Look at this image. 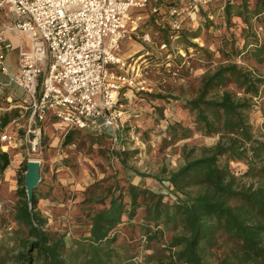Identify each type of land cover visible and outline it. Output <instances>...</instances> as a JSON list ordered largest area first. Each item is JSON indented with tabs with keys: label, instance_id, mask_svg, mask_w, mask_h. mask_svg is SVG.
Masks as SVG:
<instances>
[{
	"label": "trees",
	"instance_id": "trees-1",
	"mask_svg": "<svg viewBox=\"0 0 264 264\" xmlns=\"http://www.w3.org/2000/svg\"><path fill=\"white\" fill-rule=\"evenodd\" d=\"M215 1L202 9L207 27L213 23L208 10L217 5ZM224 4L226 30L235 27L234 17L249 23L256 16L264 23V0L253 4L226 0ZM251 25L243 47L234 32H225L215 51L205 49L220 62L202 75L192 97L184 100L194 125L182 119L168 123L171 143L196 132L219 136L216 143L203 145L200 155L195 154L196 145H182V159L167 177L175 196L165 199L164 193L132 179L123 182L115 173L102 185L99 181L92 185L99 193L85 197L88 210L77 218L73 234L53 231L48 227L52 215L39 208L43 194L39 185L29 198L26 159L17 171L16 201L0 209V234L8 243L13 241L11 247L0 245V264H138L137 245L132 244L136 236L125 239L127 228L138 230L139 238L152 249L146 255L150 264H264V134L251 121L255 98L264 96V75L236 59L246 49L264 63V41L259 42ZM191 27L187 24L182 30L183 39L195 37ZM82 131L89 130L70 129L63 143L69 144ZM89 138L103 145L107 137L99 133ZM114 149L128 167L131 151L112 146L107 152ZM10 162V154L0 150V173ZM222 242L226 250L211 263L206 255Z\"/></svg>",
	"mask_w": 264,
	"mask_h": 264
},
{
	"label": "rangeland",
	"instance_id": "rangeland-1",
	"mask_svg": "<svg viewBox=\"0 0 264 264\" xmlns=\"http://www.w3.org/2000/svg\"><path fill=\"white\" fill-rule=\"evenodd\" d=\"M215 2L217 5L208 10L211 11L209 14L213 16L210 18L213 23L207 27L205 19L202 18L199 24L190 28L194 31L195 37L188 36L185 40L181 33L180 37L174 40L169 36V32L161 28L157 22L159 20L161 24L167 25V19L161 17V20L160 16L157 18L153 16L149 18L148 16L142 25L143 32H140L139 35H133L132 38L127 34L121 40L118 54L124 59L131 56L133 61L134 59L137 60L135 71H130L129 75L136 82L141 81L145 88H150V90L135 89L137 95L149 96L147 93H156V95L163 96L165 95L164 90L179 91L181 90L179 81L184 76L202 75L208 68L216 67L220 62L219 58L216 56L209 57L205 49L209 48L215 51L225 32H234V38L243 47L244 36L247 34L246 29L252 24L251 32L256 34L259 42L264 41V23L258 20L256 16L250 19L249 23H243L238 17H234L235 27L232 31L226 30L225 0H216ZM251 3L253 4L254 0H251ZM259 26H263V29L260 30ZM142 33H148L151 40L145 41L142 38ZM166 38H169L168 47L161 49L160 45ZM252 46L250 49L254 48ZM250 51L245 49V52L236 58L237 62L254 70L257 74L264 75V63H258L251 56ZM140 85L137 84L135 87H140ZM124 101L122 99L121 103L123 104ZM170 101V110L165 111L164 114L165 106H160L163 114L161 111L158 112L154 121L151 119L149 110L151 108L150 102L146 103L147 109H140L142 110L141 113L139 112V116L135 118L138 120L137 123L143 122L144 125H147L146 129L137 127L136 124L134 128L128 127L126 124L120 128L123 137L118 142L124 144L131 151L128 156V167L123 166L122 160H120L121 156L117 154L116 149L107 152L112 149V146L116 148L114 137L119 135L117 130L106 132L88 129L89 131H82L81 134L76 135L69 144H64L66 134L56 129L50 122L44 123L45 128L39 149L33 151L30 146H26L29 147L30 152L25 158L27 161L29 159L41 161V177L44 180L39 183L43 191L39 199V208L53 217L48 224L49 229L72 233L77 221H79L77 218L84 217L88 210L89 204L85 203V197L94 191L96 194L99 193V190H96L92 185L98 181L102 185L103 179H107L115 173L123 177V182L132 179L135 183L147 185L164 193L165 199L175 196L173 187L167 185V177L172 169L178 167L182 159V145L185 143L189 144L190 147L196 145L198 149L195 154L200 155V148L203 145L216 143L219 136H204L196 132L189 139L171 143V137L167 133V126L170 121L182 119L189 126H193L194 122L193 115L184 106L183 100H176L175 96L172 95ZM255 101L251 121L255 130L264 134V98ZM149 123H152L153 127ZM99 133H104L107 137L103 145L89 138V136H96ZM112 180L113 178L108 182ZM9 189V186L4 188L6 196H9ZM123 234L125 239L136 236L132 244L137 245L135 251L138 254L136 257L138 264H150L146 262V255L150 254L152 249L149 248L143 238H139V231L127 228L123 230ZM12 242L8 243L3 236H0V245L7 243L6 247H11ZM226 248L227 244L224 242L216 245L211 254L206 255L207 260L215 263ZM6 264L12 263L7 262Z\"/></svg>",
	"mask_w": 264,
	"mask_h": 264
},
{
	"label": "built area",
	"instance_id": "built-area-1",
	"mask_svg": "<svg viewBox=\"0 0 264 264\" xmlns=\"http://www.w3.org/2000/svg\"><path fill=\"white\" fill-rule=\"evenodd\" d=\"M213 1L0 0V10L7 6L17 16L7 28L31 40V49L20 51L18 67L10 71L5 59L12 42L0 29V70L8 76L5 84L22 88L29 100L11 124L17 131L26 130L33 151L41 145L45 122L65 134L72 128L122 127V90L135 83L141 89L145 86L129 75L137 60L118 54L121 40L143 32L148 16L167 19V25L157 22L175 40L187 24H199L202 9ZM142 38L151 40L148 33H142ZM168 44L161 43V49ZM259 98L264 96L255 99ZM19 140L0 124L3 149L17 146Z\"/></svg>",
	"mask_w": 264,
	"mask_h": 264
},
{
	"label": "crops",
	"instance_id": "crops-1",
	"mask_svg": "<svg viewBox=\"0 0 264 264\" xmlns=\"http://www.w3.org/2000/svg\"><path fill=\"white\" fill-rule=\"evenodd\" d=\"M17 16L15 12L11 11L7 6L3 7L0 10V29L4 30V36L12 42V49L8 51L5 59V64L9 68L10 71H15L18 67L19 63V54L21 50H30L31 49V40L29 36L25 33L13 31L11 29H8L7 26L12 24L16 20ZM133 35H129L130 38H132ZM133 55V54H132ZM130 57V56H129ZM209 68L206 71H208ZM204 72V73H205ZM203 73V74H204ZM202 74V75H203ZM202 75H188L184 76L183 79H180V88L179 91H165L166 97H154L150 94H147L149 96L139 94L137 95L135 93V89L139 90L140 87H135L137 84L126 86L120 95V102L122 99H124V109L125 113L123 116V126L126 124L128 127L131 126L134 128L135 124L137 127H140L142 129H146L147 125H144V123L140 122L137 123V119L135 117L139 116V112L141 113V108L147 109V102L151 103V108L149 109L151 112V119L154 121L156 114L160 110V106L164 105L165 111L170 110L169 107L171 105L170 99L172 98V95L175 96L176 100H185L190 99L192 97L194 89L197 87V84L200 82V79ZM192 78V79H190ZM8 81V76L3 73L0 70V124L4 126L7 130H9L12 133H16L18 137L20 138L19 144L17 146H9L8 148H2V143L0 142V150L7 151L10 154L11 162L10 165L4 170L3 173H0V208H2L5 203L14 204V199H16L15 191L18 188V182H17V171L18 169L23 165V162L26 160L25 156L30 152L29 147V137L26 133V130L24 128L20 130H15L13 125L11 124V120L17 116L21 111L22 108L27 106L29 100L28 96L26 95L25 91L16 86V85H7L5 84ZM177 82V81H176ZM138 83H142L141 81ZM144 90H150V88H145ZM171 95V96H170ZM162 98V99H161ZM157 99V100H156ZM154 104V105H152ZM167 105V106H166ZM136 112V113H135ZM30 111H28V114ZM27 114V115H28ZM151 119H148V121ZM144 125L143 127H141ZM151 127H153V124L149 123ZM121 128V127H120ZM120 128L111 127L109 129H105L103 131L110 132L116 131L120 135H116L115 143L116 147L124 146V144L118 142L120 139H122L123 134L120 133ZM114 133V132H113ZM10 187L9 189V196H6V193L4 192L5 187ZM42 212H45L42 208H40Z\"/></svg>",
	"mask_w": 264,
	"mask_h": 264
},
{
	"label": "water",
	"instance_id": "water-1",
	"mask_svg": "<svg viewBox=\"0 0 264 264\" xmlns=\"http://www.w3.org/2000/svg\"><path fill=\"white\" fill-rule=\"evenodd\" d=\"M41 180V161L38 159H29L25 172V185L29 198L33 196L34 189L39 185Z\"/></svg>",
	"mask_w": 264,
	"mask_h": 264
}]
</instances>
